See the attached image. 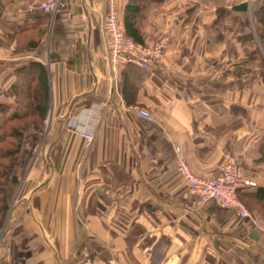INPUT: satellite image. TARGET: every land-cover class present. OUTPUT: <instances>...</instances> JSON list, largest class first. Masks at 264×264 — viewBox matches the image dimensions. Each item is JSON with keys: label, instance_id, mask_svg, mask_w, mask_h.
Wrapping results in <instances>:
<instances>
[{"label": "crops", "instance_id": "0c3cea01", "mask_svg": "<svg viewBox=\"0 0 264 264\" xmlns=\"http://www.w3.org/2000/svg\"><path fill=\"white\" fill-rule=\"evenodd\" d=\"M205 1L150 5L139 22L144 44L167 40L166 54L151 72L126 66L115 79L100 21L111 7L122 21L129 0H64L42 45L24 53L8 50L0 24L1 98L11 101L15 68L38 61L51 97L45 133L24 157L35 160L6 220L0 264L264 263L249 252H264L255 220L199 203L176 164L180 149L196 177L213 179L231 152L264 188V83L257 69L240 70L238 35L214 29L219 9L264 0ZM29 4L8 6L0 23L23 26L35 14Z\"/></svg>", "mask_w": 264, "mask_h": 264}, {"label": "trees", "instance_id": "16d2710c", "mask_svg": "<svg viewBox=\"0 0 264 264\" xmlns=\"http://www.w3.org/2000/svg\"><path fill=\"white\" fill-rule=\"evenodd\" d=\"M162 3L164 0H129L122 20L126 37L131 38L136 44L145 45L139 22L145 17L150 5ZM10 4L12 3L8 0H0V17ZM34 13L25 18L26 23L23 26L9 20L0 23L5 28L7 46L9 42L15 41L17 45L15 53L35 50L42 45L49 33L50 23L54 20V16L41 11ZM249 18L253 19L254 33L248 30L247 33L241 34L237 28L231 29V20L236 25H242V29H249ZM214 29L217 32L224 30L238 35V41L246 54V60L241 62L244 65L241 67V64H238L240 70L244 74L252 73L254 69H257L255 72H258L261 82L264 83V57L262 54L260 57L259 53L261 52L258 47L259 45L264 50V6L253 7L250 10V5L244 1L229 10L223 7L217 11ZM23 42L25 45L21 47L20 44ZM253 63H257L258 66L252 67ZM13 74L15 80L11 83V93L15 101L11 105L0 103V113L6 116V119L0 123V240L6 232L5 223L16 194L22 185V180L27 176L30 165L35 160L33 156L25 172L22 169L23 162L26 161L24 157L33 151V145L37 146V135H44L51 107L48 68L43 63L30 62L24 67L15 68ZM125 87L124 83L123 94L126 102L134 104L133 94L136 91H133V94L130 92L126 94ZM14 106L15 110L11 113ZM10 113L11 115H9ZM31 120L35 122L33 121L31 124ZM16 123L26 124L23 127L13 126ZM5 145L11 146V150L3 147ZM5 150L8 152L4 153ZM24 152L26 153L24 154ZM4 160H7V163H3ZM240 198L248 207H250L249 201H251L264 210V188L257 187V183L254 188L242 190ZM3 228L5 229L4 233H2Z\"/></svg>", "mask_w": 264, "mask_h": 264}, {"label": "built area", "instance_id": "2783aa9c", "mask_svg": "<svg viewBox=\"0 0 264 264\" xmlns=\"http://www.w3.org/2000/svg\"><path fill=\"white\" fill-rule=\"evenodd\" d=\"M65 7L64 0H46L30 5L27 11L32 13L41 11L55 17L64 13ZM118 15V10L111 7L102 14L100 21L105 40L106 62L114 73L113 78L115 79L118 71L126 66L139 68L143 72H151L155 64L165 56L168 48L167 40L158 41L152 46L136 44L131 38L126 37L124 26ZM139 115L147 120L152 119V115L145 110H140ZM82 133L89 142L94 140L92 132L83 130ZM176 153L179 175L184 179L189 192L198 199L199 203L215 201L223 209L235 211L240 219H251L247 205L244 204L240 196L242 190L254 188L256 183L246 176L233 153L226 154L219 174L213 179L196 177L183 157L182 150L176 149Z\"/></svg>", "mask_w": 264, "mask_h": 264}, {"label": "rangeland", "instance_id": "374dc122", "mask_svg": "<svg viewBox=\"0 0 264 264\" xmlns=\"http://www.w3.org/2000/svg\"><path fill=\"white\" fill-rule=\"evenodd\" d=\"M10 3H12V4H10V5H8V6H13V5H16V4H25V3H27V2H31V4L32 3H35L36 4V2L38 1V0H8ZM44 1H46V0H44ZM219 1L220 0H206L205 2H203L202 4L206 7V8H210V7H212V6H214V5H216V4H218L219 3ZM229 1V3H232L233 1L232 0H228ZM249 1V0H248ZM5 3V2H4ZM251 3H253V0H251ZM31 4H29V6L31 5ZM33 5V4H32ZM28 6V7H29ZM6 8H8V7H6ZM118 17H119V20H120V22L122 23V21H121V19H120V15H118ZM250 20H249V22H248V25H249V29H245V28H243L242 29V25H240V24H234V21L233 20H231V23H232V25H231V29H233V30H235L236 28L238 29V32L239 33H247L248 32V30L251 32H253L254 33V22H253V20H252V18H249ZM123 24V23H122ZM124 26V25H123ZM237 26V27H236ZM235 36H236V34H234ZM15 45V46H14ZM22 45H25V42H23L22 44H20V46L21 47H23ZM10 47H14L13 49L15 50V48L17 47V45L15 44V41L14 42H9V45H8V50L9 49H11ZM258 47H259V51L261 52V53H259V55H260V57H261V54H262V56L264 57V50H263V48L262 47H260L259 45H258ZM12 52H14L13 50H12ZM255 64H256V66H255ZM257 67L258 66V64L257 63H253V65H252V67ZM12 96H13V94L12 93H10V98H11V101L10 100H8L9 102H4V100H3V98H1V96H0V103H3V104H9V105H11V103H13L14 101H15V98L13 97L12 98ZM15 110V106H14V108L11 110V113H13V111ZM11 113L9 114V115H11ZM6 116H4L3 114H1L0 113V123L4 120V119H6L5 118ZM34 121V120H33ZM32 120H31V124H32V122H33ZM35 122V121H34ZM28 123V122H27ZM26 123H16V124H14L13 126H15V127H18V126H20V127H23L24 125H25ZM9 143H11V142H9ZM3 147H5L6 149H9V150H11V146H7V145H5V146H3ZM27 149H28V146H27ZM4 152V151H3ZM6 152H8L7 150H5V152L4 153H6ZM26 152H24V154H25ZM21 158H22V156H21ZM20 160V159H19ZM30 162H31V159H29V157H27V159H26V161L25 162H23V166H22V169L26 172V170H27V167L29 166V164H30ZM3 163H7V160H4V162ZM247 176V175H246ZM248 177V176H247ZM249 178V177H248ZM205 179V178H204ZM250 179V178H249ZM245 204V203H244ZM249 205H250V207H248L247 206V208H248V210H249V212H250V214H251V219L250 220H255V225L256 226H258L261 230H263L264 231V210L257 204H254V203H252L251 201H249ZM257 215H259V217L258 218H260V219H262L261 221H259L258 219H256L257 218ZM256 217V218H255ZM7 226V225H6ZM5 228V227H4ZM3 228V230H5ZM7 228V227H6ZM250 252V254L252 255V257L251 258H253V257H256V258H258V257H260L261 259H262V261H264V252H261L260 253V256H258V254L256 253H253V252H251V251H249ZM264 264V263H263Z\"/></svg>", "mask_w": 264, "mask_h": 264}, {"label": "water", "instance_id": "95a60500", "mask_svg": "<svg viewBox=\"0 0 264 264\" xmlns=\"http://www.w3.org/2000/svg\"><path fill=\"white\" fill-rule=\"evenodd\" d=\"M249 2H250V0H249Z\"/></svg>", "mask_w": 264, "mask_h": 264}]
</instances>
